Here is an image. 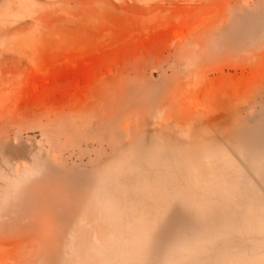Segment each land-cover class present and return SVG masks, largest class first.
<instances>
[{
    "label": "rangeland",
    "instance_id": "rangeland-1",
    "mask_svg": "<svg viewBox=\"0 0 264 264\" xmlns=\"http://www.w3.org/2000/svg\"><path fill=\"white\" fill-rule=\"evenodd\" d=\"M0 264H264V0H0Z\"/></svg>",
    "mask_w": 264,
    "mask_h": 264
}]
</instances>
